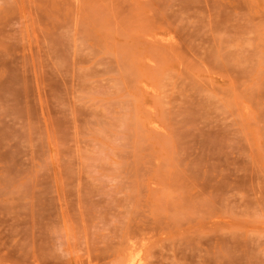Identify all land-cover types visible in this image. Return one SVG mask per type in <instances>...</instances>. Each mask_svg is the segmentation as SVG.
<instances>
[{
  "label": "rangeland",
  "instance_id": "374dc122",
  "mask_svg": "<svg viewBox=\"0 0 264 264\" xmlns=\"http://www.w3.org/2000/svg\"><path fill=\"white\" fill-rule=\"evenodd\" d=\"M0 264H264V0H0Z\"/></svg>",
  "mask_w": 264,
  "mask_h": 264
}]
</instances>
